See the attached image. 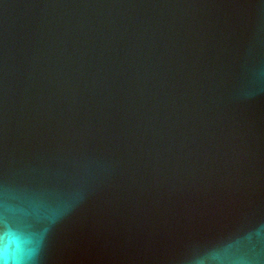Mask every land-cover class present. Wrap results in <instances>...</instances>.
I'll list each match as a JSON object with an SVG mask.
<instances>
[{
    "label": "water",
    "instance_id": "water-1",
    "mask_svg": "<svg viewBox=\"0 0 264 264\" xmlns=\"http://www.w3.org/2000/svg\"><path fill=\"white\" fill-rule=\"evenodd\" d=\"M0 264H264V0H0Z\"/></svg>",
    "mask_w": 264,
    "mask_h": 264
}]
</instances>
